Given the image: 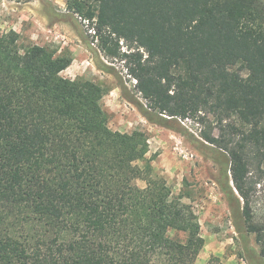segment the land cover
<instances>
[{"label": "trees", "instance_id": "1", "mask_svg": "<svg viewBox=\"0 0 264 264\" xmlns=\"http://www.w3.org/2000/svg\"><path fill=\"white\" fill-rule=\"evenodd\" d=\"M64 3L120 56L145 119L212 117L219 135L201 137L229 156L225 194L243 200L264 259V222L247 191L251 168L264 167V0ZM19 39L0 30V264H193L202 241L182 201L190 194L154 174L145 133L109 130L108 91L60 76L68 51Z\"/></svg>", "mask_w": 264, "mask_h": 264}, {"label": "rangeland", "instance_id": "2", "mask_svg": "<svg viewBox=\"0 0 264 264\" xmlns=\"http://www.w3.org/2000/svg\"><path fill=\"white\" fill-rule=\"evenodd\" d=\"M0 30L18 33L20 48L34 43L56 54L68 51L72 63L60 76L71 82L90 80L108 91L102 105L110 116L109 130L145 133L154 174L163 178L174 194H190L182 201L192 206L202 241L193 264H264L255 236L245 230L243 200L235 190L234 195L225 194L227 179L231 180L230 172L225 177L229 156L206 147L209 145L201 137L209 131L219 135L212 117L206 122L200 121L203 115L161 123L145 119L141 108L147 109V102L120 56L103 51L94 25L70 15L64 0H0ZM118 50L128 52L122 42ZM179 142L191 160L178 156L175 146ZM261 172L251 168L247 187L249 208L258 223L264 222V167ZM136 184L145 186L140 180Z\"/></svg>", "mask_w": 264, "mask_h": 264}, {"label": "built area", "instance_id": "3", "mask_svg": "<svg viewBox=\"0 0 264 264\" xmlns=\"http://www.w3.org/2000/svg\"><path fill=\"white\" fill-rule=\"evenodd\" d=\"M175 149L178 152L177 154L180 158H183L184 160L192 159L190 153H188V151L183 146H181L180 142L176 144Z\"/></svg>", "mask_w": 264, "mask_h": 264}]
</instances>
